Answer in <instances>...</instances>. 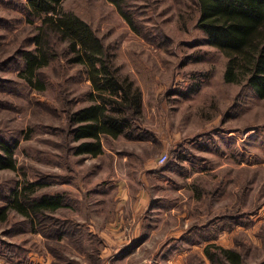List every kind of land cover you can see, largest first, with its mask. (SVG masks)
Instances as JSON below:
<instances>
[{"label":"rangeland","instance_id":"obj_1","mask_svg":"<svg viewBox=\"0 0 264 264\" xmlns=\"http://www.w3.org/2000/svg\"><path fill=\"white\" fill-rule=\"evenodd\" d=\"M125 1L138 33L110 0L64 1L142 91L133 134L105 136L92 156L75 153L68 122L90 103L87 72L61 57L33 88L22 54L40 20L27 0H0V154L9 144L20 169L0 167V214L29 182L62 200L36 229L15 209L0 219V264H213L218 247L264 264V98L225 80L196 0Z\"/></svg>","mask_w":264,"mask_h":264},{"label":"trees","instance_id":"obj_2","mask_svg":"<svg viewBox=\"0 0 264 264\" xmlns=\"http://www.w3.org/2000/svg\"><path fill=\"white\" fill-rule=\"evenodd\" d=\"M65 0H27L31 21L40 20L32 38L34 48L23 51V77L33 88L44 91L41 70L61 57L79 63L91 85L90 103L69 110V133L76 154L98 156L104 149L103 138L132 135L142 114V91L128 76H122L112 52L93 26L74 11L64 7ZM139 32L125 0H110ZM197 26L210 45L227 58L224 78L227 82L252 86L264 98V0H196ZM69 54H71L69 58ZM0 167L20 171L14 148L1 146ZM37 185L27 183L16 191L0 219L15 209L36 229L40 219L53 215L61 205L60 194H36ZM48 236V235H47ZM213 264H243L242 253L233 248L206 250ZM58 256V255H57ZM55 264H59L57 261Z\"/></svg>","mask_w":264,"mask_h":264},{"label":"crops","instance_id":"obj_3","mask_svg":"<svg viewBox=\"0 0 264 264\" xmlns=\"http://www.w3.org/2000/svg\"><path fill=\"white\" fill-rule=\"evenodd\" d=\"M105 149V148H104ZM125 188H127V186H125ZM126 207L127 206H125L124 204H122V206H121V209H124V210H126ZM136 210H141V209H136ZM143 225V224H142ZM141 226V225H140ZM116 228V230L115 231H112V232H110L108 235H109V237H111L112 236V234H114V236H112L113 238H112V240L114 241L115 239L117 240V236L118 235H120L119 234V232L117 231V227H115ZM111 235V236H110ZM137 237H139L140 238V240H138V241H141L142 242V240H141V234H138V236ZM137 241V242H138ZM49 255V254H48ZM48 257L50 258V260H52V258L50 257V256H47V259H48ZM43 257H41V256H39V258H38V263H36V264H46V263H44V260H45V258H43ZM32 260H34V258L32 259ZM34 264V263H33ZM47 264H51V262H48Z\"/></svg>","mask_w":264,"mask_h":264},{"label":"built area","instance_id":"obj_4","mask_svg":"<svg viewBox=\"0 0 264 264\" xmlns=\"http://www.w3.org/2000/svg\"><path fill=\"white\" fill-rule=\"evenodd\" d=\"M167 158H168L167 155H163V156H161L160 159L158 160L159 164H164V163H166Z\"/></svg>","mask_w":264,"mask_h":264}]
</instances>
